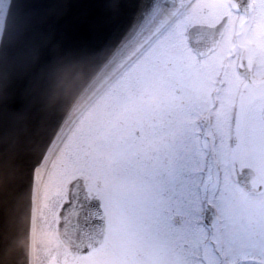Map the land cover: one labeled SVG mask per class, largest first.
<instances>
[{
    "label": "rangeland",
    "instance_id": "374dc122",
    "mask_svg": "<svg viewBox=\"0 0 264 264\" xmlns=\"http://www.w3.org/2000/svg\"><path fill=\"white\" fill-rule=\"evenodd\" d=\"M178 28L169 43L158 40L147 52L151 56L135 60L123 72L121 83L95 100L51 159L37 201L35 252L45 264H218L223 262L220 256L229 264L243 260L254 264L255 259L264 264V116L254 108L245 109L241 140L234 148L230 108L235 94L218 95L225 101L217 112L216 126L224 140L215 149L217 180L210 176L213 164L200 161L202 150L192 135V150L167 169L168 179L158 178L159 195L154 190V164L158 165L152 146L154 94H173L175 105L186 108L191 101L200 106V98L209 95L184 94L190 65L195 64L185 49L184 23ZM197 114H192V122ZM236 161L257 170L255 185H263L259 194H249L236 181ZM200 167L207 173L202 174ZM77 175L90 178L108 215L105 242L81 256L61 249L56 230L67 185ZM209 195L219 212L212 235L219 254L200 218ZM182 203L186 208L179 206ZM175 214L182 217L180 224L172 219ZM202 248L205 262L198 257Z\"/></svg>",
    "mask_w": 264,
    "mask_h": 264
},
{
    "label": "water",
    "instance_id": "95a60500",
    "mask_svg": "<svg viewBox=\"0 0 264 264\" xmlns=\"http://www.w3.org/2000/svg\"><path fill=\"white\" fill-rule=\"evenodd\" d=\"M177 1L0 0V264L33 263L39 167L76 111L140 51ZM201 32L189 30L203 54ZM211 33L216 39L218 31ZM237 173L258 192L251 167ZM88 183L73 178L59 210L58 234L75 254L97 248L106 233V212ZM215 215L208 204L206 223Z\"/></svg>",
    "mask_w": 264,
    "mask_h": 264
},
{
    "label": "flooded vegetation",
    "instance_id": "af4514ba",
    "mask_svg": "<svg viewBox=\"0 0 264 264\" xmlns=\"http://www.w3.org/2000/svg\"><path fill=\"white\" fill-rule=\"evenodd\" d=\"M181 22L184 23L185 49L189 60L195 64L190 65L184 94H209L201 99L203 115L208 114L210 118L202 133L213 147H219L224 141L216 123L218 109L225 99L218 98V95L235 94L230 113L231 137L236 145L241 140L240 124L246 115L245 109L254 108L255 112L264 116V0H188L182 13L157 40L169 43L173 32L179 31ZM196 25L208 31L216 27L222 29L216 39V47L202 56L193 50L188 35L189 28ZM202 40L208 42L212 38L205 32ZM152 102V146L158 163L154 164L153 178L154 190L159 195L158 178L168 179L167 169L186 155V141L190 139V112L175 106L173 94H154ZM181 140L183 146L178 150L176 145H180ZM179 206L186 208V203ZM172 219L175 224L182 221L180 215ZM176 245L172 240L173 249Z\"/></svg>",
    "mask_w": 264,
    "mask_h": 264
},
{
    "label": "bare ground",
    "instance_id": "6f19581e",
    "mask_svg": "<svg viewBox=\"0 0 264 264\" xmlns=\"http://www.w3.org/2000/svg\"><path fill=\"white\" fill-rule=\"evenodd\" d=\"M182 0H179L176 2V5L173 6V8L171 10L173 11H170L169 15L171 16L174 15V13L176 11H178V9H180V7L182 6V4L184 3V1L182 2L181 5H179V7L177 8L178 6V3H180ZM173 12V13H172ZM151 37L149 36L145 42H144V45L145 43H147V41L150 39ZM142 46H140L141 48ZM138 52V51H137ZM136 52V53H137ZM135 53V54H136ZM135 54H132L131 56H128L123 64L120 65V67H118L108 78H106L104 80V82L102 83L101 87L98 89V91L87 101L85 102L77 111L76 113L74 114V116L72 117V119L69 121V123L67 124V126L64 128V130L61 132V134L59 135V137L57 138V140L54 142L53 146L51 147L47 157L45 158L44 162L42 163V165L39 167L38 169V180L41 182V179L42 177L44 176L46 170H47V167L49 165V162L51 161V159L53 158V156L56 154L57 150L59 149V147L61 146V143L63 142L65 136L67 135V133L69 132L70 130V127L71 125L73 124V122L76 120V118L79 116V114L83 111V109L88 105V103L93 99L95 98V96L97 95V93L100 91V89H102L106 83H108L122 68H124L129 62L130 60L134 57Z\"/></svg>",
    "mask_w": 264,
    "mask_h": 264
},
{
    "label": "trees",
    "instance_id": "16d2710c",
    "mask_svg": "<svg viewBox=\"0 0 264 264\" xmlns=\"http://www.w3.org/2000/svg\"><path fill=\"white\" fill-rule=\"evenodd\" d=\"M122 78H123V74H122L119 78H117L116 81L113 82V84H112L111 86H109V87L103 92V94H106V92H107L109 89H112V88H113V85H116V84H118V83H121Z\"/></svg>",
    "mask_w": 264,
    "mask_h": 264
}]
</instances>
